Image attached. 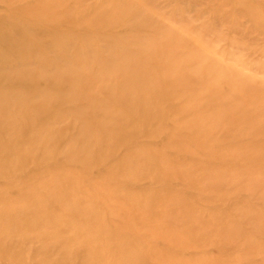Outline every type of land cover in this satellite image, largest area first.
<instances>
[{
    "label": "bare ground",
    "instance_id": "bare-ground-1",
    "mask_svg": "<svg viewBox=\"0 0 264 264\" xmlns=\"http://www.w3.org/2000/svg\"><path fill=\"white\" fill-rule=\"evenodd\" d=\"M4 1L0 49L16 55L0 68V264H218L264 249L238 226L245 219L264 229V102L248 117L234 88L217 105L199 97V89L221 90L219 62L156 9L116 0L93 6L86 19L62 0ZM87 5L78 2L81 11ZM108 26L131 33L101 36ZM70 41L81 44L74 55ZM38 46L51 50L39 57ZM223 75L229 87L237 79L230 69ZM16 80L19 88L9 86ZM67 121L72 132L57 136ZM243 121L257 128L239 130ZM218 125L235 143L207 150ZM240 165L246 176L229 174ZM246 182L262 190L241 212L211 209ZM187 244L207 249L184 257Z\"/></svg>",
    "mask_w": 264,
    "mask_h": 264
},
{
    "label": "rangeland",
    "instance_id": "rangeland-1",
    "mask_svg": "<svg viewBox=\"0 0 264 264\" xmlns=\"http://www.w3.org/2000/svg\"><path fill=\"white\" fill-rule=\"evenodd\" d=\"M17 1H20V4H30L37 0H10V2L13 3ZM62 1H64V6L66 8L74 10V12H72L74 15L80 13L88 19L92 15L91 10L93 6L97 4L103 5L107 2L113 4L116 0H87L88 5L82 11L78 7V2L80 0ZM130 1H132L135 6L146 8L149 11H151V9H156L158 11L157 15L162 20L167 21L168 28L176 31L175 33L178 34L179 37H183L191 43H196L193 45V48H198V46L202 48L211 64L213 63L215 66V63L219 62L217 66H215L213 77L219 81H223L224 84L222 83L221 90L209 93L210 91L199 89L197 90V95L199 97L209 94L213 102L217 105L229 93L230 88H234L237 91V96L234 97V102H243L248 105V111H245V114L248 117H251L252 115V105H262L264 102V0ZM6 3L7 2L4 0H0V27H7L6 19L8 17V8ZM174 11L176 12L173 13ZM121 18L122 21L129 20V17L125 14L121 15ZM104 29L105 30L100 32V35L104 37H107L108 34H112L115 31L122 35H129L131 33L130 29H125L123 27L115 28L108 26L107 29ZM72 31L73 29L70 30L68 28H62V32L64 34H70ZM37 33L39 34L38 31ZM34 35H36V33ZM93 35L96 38V41L100 39L99 34ZM31 37L34 38L33 36ZM27 38H29V36H27ZM68 43H70L69 50L73 55L81 50V44L79 42L70 41ZM102 45L103 43L100 44V46ZM38 48L39 46L37 47L36 52L39 57H43L51 50L48 49V47H44L41 50H38ZM24 53L27 54L29 52L26 50ZM15 55L16 52H9V50L0 49V68H2L3 71L7 70L6 67L8 65L6 66L5 64L9 63ZM188 55L189 53H184L182 54V58L186 60ZM39 60L41 61V58H39ZM229 69L237 75L236 81H234L230 87L227 86L229 85L228 83H225V81H227L224 79L226 75H223L224 71H229ZM10 85L13 88H19V86H21V81L16 80V82L9 84V86ZM32 85L43 88L45 86V82H32ZM52 114L49 116H52ZM73 127L74 126H71V122L67 121L64 124L55 127L54 131L57 136H60V134L72 132ZM237 127L239 130L249 131V133H251L250 130L257 128V125H249L243 121L238 123ZM207 137L210 141L207 150L214 148L215 145H219L222 149H224L228 143L232 145L235 143L233 137H229L223 131H220L219 125L214 127L212 132L207 134ZM262 139H264V130L262 133ZM232 153L237 155L239 151L234 149ZM203 160L206 163L212 162L208 153L204 154ZM217 166V164L214 165V167ZM229 174L242 178L248 174V167L245 165L236 166L229 172ZM143 179L148 180V177L145 176ZM246 184L243 185V188L240 187L239 191L235 195L228 197L224 206L211 204V209L218 214H221L227 208H231L232 211L241 208L237 210L241 212L242 208L247 207V204L243 201L248 199L250 195L259 193L262 190L261 189L259 191L256 189L253 191L250 189L251 187L249 186V182H246ZM262 193H264V191ZM251 201L252 200L250 199L248 206H250V208H256L255 204L257 203L251 204ZM199 205H202V202H200ZM259 209L264 216V205ZM238 226L247 230V237L250 240H253V243L256 242L257 244L264 245V229H260L256 225L248 224L245 219L240 220ZM188 240L187 236H182L181 241L183 243H188ZM239 241L242 242V239H236V242ZM243 242H247V239ZM204 249L207 248H194L187 244V247H184L182 250V254L184 257L191 256L197 258ZM209 250L210 249L207 251L211 254ZM212 252L216 253L214 250ZM232 258H235L234 260H238L239 264H264V249L253 248L232 252L230 256L227 255L221 258L217 261V263L226 264L227 261H230Z\"/></svg>",
    "mask_w": 264,
    "mask_h": 264
}]
</instances>
